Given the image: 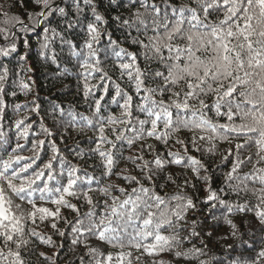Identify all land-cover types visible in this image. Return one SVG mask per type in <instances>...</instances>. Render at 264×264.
<instances>
[{
	"label": "snow or ice",
	"instance_id": "snow-or-ice-1",
	"mask_svg": "<svg viewBox=\"0 0 264 264\" xmlns=\"http://www.w3.org/2000/svg\"><path fill=\"white\" fill-rule=\"evenodd\" d=\"M75 3L76 0H73ZM85 4L92 5L93 0H84ZM196 7L187 4L172 7L173 19L169 22L167 12L161 16V10L152 5L151 13V30L152 35H147L149 25L145 19V14L148 13V5L141 0L140 6L144 8V13L137 11L134 14V19H124L121 16H116L113 19L119 21L122 26L132 27L137 25V31L142 27L144 34L147 38V43L139 37H133L131 42L138 45L145 50L144 59L149 61L153 58L159 60L164 65L165 71L141 69L136 63L137 56L129 52L126 48L120 46L118 40H114L106 29H102L101 25L105 22L104 17L97 12L93 6L92 12L94 19L89 21L86 25L82 21L67 22V29H75L76 24L80 23L84 28L86 37L83 45L75 44L72 39H65L61 36L63 44L68 46L70 54L77 58L82 74L86 73L84 83V95L88 97L92 95V89L99 87L106 94L109 93V88L103 83L104 81H111V77L104 69L103 62L97 58L100 49L97 47L101 43L104 35L108 36V45L104 49L105 52L111 49L112 54L117 58L126 57V60L121 59L118 64L120 76H127L129 82L133 83L135 90L139 93L143 91L147 93L143 97V104H136L135 106L146 114L148 119L138 120L139 128H132L133 135H127V127L124 129L111 128L110 130L115 135L114 140H109L105 135V126L130 125L132 123V107L133 98L125 93L118 83L112 81L114 88V95L111 97V102L116 103L121 109L120 115L101 116V100L103 96L94 100L93 116L100 117L95 123L92 117L84 116L68 111V116L71 119L67 122L66 131L69 128H77L83 132L86 128H95L98 131L101 144L107 143L109 148H102L97 144L95 148L89 149L92 154H98L101 158V176L111 177L116 175L124 180L138 184V188L132 189V195H127L125 199L119 200L114 196L113 190H118L121 194H125V189L119 185L105 184L102 180L94 175L84 171L83 177L79 175L81 169L74 164L67 162L63 157L59 156V148L55 143L51 144L52 156L47 163L43 165L39 171L32 170L29 175V169L32 167L31 163L25 164L19 168V171L13 167L14 162H19L24 157L18 155V151L22 150L23 146L17 144L12 148L8 158L0 161V240L3 241L5 247H9L8 256L13 257L11 264H24L21 257L20 249L26 247L30 243L40 241L42 244H53L51 237L45 238L44 234L38 232L35 228L29 230L25 238V229L21 227L22 221L30 220L36 224L37 219L40 222L48 221L54 234L64 236L65 233L61 231L56 223L61 219V209L67 208L72 212L79 213L77 206L68 199L69 197L75 199H83L88 205H91L89 212L84 214V218L77 215L75 223L72 225L71 231L75 234L72 240L73 244L83 243L87 247L89 238H93L98 242H106L113 247L120 249L129 248L140 251L143 249V254L154 255L163 252L172 247V242L179 243V233L165 236L161 234L162 226L166 225L170 229H176L179 222L185 218V215L191 210L196 208V203L191 197L182 194H174L166 202L164 197H161L157 192L150 187H145L140 180L135 176L127 174L124 170L116 172L115 169L120 163L123 154L114 151L117 149V143L126 141L131 147L138 141L147 138H154L161 140L167 144L168 140L175 133H178L182 128L195 130L199 129L205 131L210 129L212 132H220V138L229 140V134H235L237 140H243V143H235L232 148L228 150V155L224 157L229 159L233 153L235 154V161L232 163L231 170L225 174V180L228 182L238 180L239 184L232 185L233 191L247 190L248 175L243 177L239 175L241 166L245 163L240 157L244 150L250 147V142L254 141L264 151V0H194ZM37 5H41L45 11L37 13V16H45L47 14L59 13L60 16H67L65 8L52 7L51 0H36ZM112 4L116 8L123 6V0H112ZM21 0H13V6L20 7ZM136 5L134 4L133 7ZM0 5V9H3ZM27 7V3H24ZM79 10V4H76ZM223 12V19L218 22L208 23V17L214 13ZM6 19L5 24L16 23L21 25V29L27 32L29 29L23 26V21L18 16H9L6 11L0 12ZM29 19H33L29 15ZM37 19L35 23H39ZM185 24L187 27H185ZM6 29L0 28V33L5 32ZM44 40L41 42V51L39 55L44 56L46 59L47 50L49 49V32L51 37L60 35L56 29H45ZM5 39H8L6 36ZM127 39V37H126ZM180 41L181 43H177ZM24 46L28 47V41H24ZM80 49V51H77ZM83 49H86V55ZM168 55L165 57L164 51ZM13 53H17L16 43L10 42L6 47H0V57H9ZM151 53V55H149ZM18 55V54H17ZM52 62H55L56 57H51ZM18 61H25V56L18 55ZM22 72H31L32 68L25 67L23 63H18ZM114 67L117 65L114 63ZM10 69L0 62V117L5 113V101L3 96L6 94L5 85L8 82ZM93 73L102 83L100 85H90L88 83V76ZM151 75L153 81L159 78L162 82L157 88H150L147 86V80ZM183 82L185 90L181 92L174 91L180 83ZM19 87L25 93L31 91L30 84L21 77L19 79ZM172 91V95L176 99L165 105L163 99H153V95L159 93L161 97L165 93ZM16 93L13 92L12 95ZM209 94H214L216 100L213 107L217 116L224 115L227 117L229 123L215 124L207 119L203 110L207 107L205 100L202 98ZM182 95V98H181ZM119 97L123 100L121 104L117 99ZM193 101L198 102V108L194 106ZM26 105L15 104L14 109L19 111ZM39 105H34L30 111L37 112ZM177 109L176 119H173V113L170 109ZM225 108V112L221 109ZM190 111L192 119L181 118L179 112ZM53 111H58L61 115L64 114V109L58 105H53ZM199 114V115H198ZM198 117V118H197ZM25 119H27L25 117ZM25 119L17 120L16 126L20 128L22 125V136L27 137L31 125H25ZM238 119L240 123H236ZM163 121L164 131H159V123ZM145 125H150L146 128ZM41 129L45 137H50V130L41 124ZM250 133H256L257 136L253 137ZM3 139V134L0 133V140ZM200 140L205 137L201 136ZM207 139L211 140L212 137ZM46 140H37L30 149L34 155L38 156V150L43 149ZM176 143L184 148L183 154L180 152L169 151L166 155L171 159L166 160L165 157L156 154L152 157L151 161L144 160L143 155L129 156L127 159L139 167L141 173L144 174V179L151 181L158 174L165 172L166 167L177 165L180 167L189 168L197 179L203 180L206 184L210 177L208 175L201 176L200 172L203 164L200 160L193 156L187 155L188 148L183 140L177 139ZM192 146L196 151H200V147L195 136L191 140ZM152 145L148 144L147 148L152 149ZM144 145H141L140 151L143 152ZM207 151L214 154L215 145L211 144ZM76 155L80 158H85L86 153L77 151ZM91 158V157H87ZM31 160V157L28 158ZM264 160V157H261ZM251 157H249V161ZM58 161L59 169L56 168L54 162ZM142 161V163H138ZM259 163V161H258ZM11 169V172H9ZM57 171L59 176H57ZM207 172V169H204ZM23 174V176H22ZM47 182H45V178ZM165 184H176L179 177L168 174L161 176ZM256 179L261 185H264V168L256 170ZM19 180V183L14 181ZM41 181L37 184L36 181ZM54 182V183H53ZM96 184L93 187V184ZM184 183L189 184V180L185 179ZM243 185V189H241ZM164 185H159L163 187ZM39 193L37 197L36 194ZM133 195L135 198L133 199ZM20 200L21 203L16 205L19 215L11 214V206L13 200L11 197ZM97 196L110 198L111 205L105 203V208L109 209L108 215L100 217L97 222L94 217L96 213L95 198ZM257 198L259 203L256 205V216L258 217L261 225H264V187L258 191ZM46 201L55 205L54 209L48 207L37 206L36 200ZM171 200L177 201L172 206ZM207 200L213 202L212 207L216 206V202L224 205L229 213L246 212L248 211L247 205L236 204L232 205L219 198L211 187L208 188ZM151 201V203H149ZM7 205V207H6ZM30 205V209L25 206ZM128 205H131L129 209ZM161 205H167L168 211L157 213L151 211L153 207L160 209ZM142 206V207H141ZM212 212V209H209ZM109 217H117L123 221V232L114 227H111V220ZM213 219H217L214 215ZM88 220L86 226L84 220ZM134 219H141L143 227L138 229L135 235L128 236L125 243V236H127V225ZM225 222L235 229L236 225L231 219L224 217ZM67 223V221H65ZM192 229L191 235L197 236L200 233L196 230L198 225L196 220H192L189 225ZM209 236L212 233H208ZM233 235L235 233L233 232ZM152 237L153 241L149 244H142V239ZM139 238V239H138ZM14 244L16 251H12L10 245ZM190 253L195 256L197 253L203 254L200 249H191ZM89 255H97V249L88 248ZM102 255V254H100ZM177 257L188 256L189 252H176ZM4 257V252L0 250V258ZM259 260H264V249L257 253ZM39 264H56V261L45 252H39ZM138 261L140 257H135ZM113 257L108 254L104 259H97L95 264H112ZM83 264V259H81ZM116 264H133V253L131 251H121L116 257ZM159 264H165L163 260ZM252 264H258L253 261Z\"/></svg>",
	"mask_w": 264,
	"mask_h": 264
},
{
	"label": "trees",
	"instance_id": "trees-1",
	"mask_svg": "<svg viewBox=\"0 0 264 264\" xmlns=\"http://www.w3.org/2000/svg\"><path fill=\"white\" fill-rule=\"evenodd\" d=\"M27 3V7H24V3ZM144 3L148 5V13L145 14V19L149 25L147 35H152L151 30V13L152 5H155L161 10V16L167 12L169 16V22L173 19L172 17V7H178L182 4H187L192 7H196L194 0H143ZM52 7H63L68 13L67 16H60L59 13L47 14L45 16H37L36 14L45 11L41 5L36 4V0H21L20 7L13 6L9 8V5L13 4V0H0V5H3V9L9 13V16H18L21 21H23V26L28 28L27 32L21 29L20 24L14 22L5 24L6 19L2 14H0V28L6 29L5 32L0 33V47H6L10 42H15L17 45V53H13L9 57H0V62H3L5 66L10 69L8 82L5 85L6 94L3 96L5 101V113L0 117V133L3 134V139L0 140V161L7 159L8 154L11 153L12 148H15L17 144L23 146L22 150L18 151V155L24 157L25 159L14 162L13 167L19 171L20 167H23L27 163H31L32 167L29 169V175L32 174V170L35 169L39 171L43 168V165L48 162L50 157L53 155L51 152V144L55 143L59 148L58 155L63 157L67 162L77 165L81 171L78 173L83 177L84 171L91 175H94L98 179L102 180L105 184L106 181H115L117 185L125 189V194H121L118 190H113V195L118 197L119 200H123L127 195H132V189L138 188L139 185L132 183L128 180H124L116 175L109 177L101 176V158L98 154H92L89 149L95 148L97 144H100L102 148H109L110 145L107 143L101 144L98 131L95 128H86L83 132H80L77 128H69L66 131L67 122L71 119L68 116V111L79 115L92 117L94 123L100 119V117L93 116L94 112V100L103 96L101 100L102 110L101 116L109 115H120L121 109L116 103L111 102V97L114 95V88L112 87V81L118 83L122 90L133 98L132 107V123L130 125H114L105 126V135L109 140H114L115 135L110 130L111 128L124 129L127 127V135H133L132 128H139L138 120L148 119L145 113L140 112V110L135 106L136 104H143V97L147 95L143 91L137 92L133 83L129 82L128 77L120 76V70L118 64L121 59L126 60V57L117 58L115 57L111 49L109 48L107 52L104 49L108 45V36L104 35L101 43L97 45L100 49L98 57L102 62L104 69L108 72L111 77V81H104L103 83L109 88V93L106 94L101 88L96 87L92 89V95L85 97L84 95V83L86 73L82 74L77 58L72 56L68 50V46L63 44L61 36L65 39H72L75 44L83 45V41L86 37L84 28L80 23L76 24L75 29H67V22L69 20L76 22L82 21L86 25L89 21L94 19L92 7L97 9V12L104 17L105 22L101 25L102 29H106L107 33L111 34L112 39L118 40L120 46L126 48L129 52L136 54V63L143 69L150 70H160L165 71L164 65L159 62L158 59L153 58L149 61H145L144 53L145 50L140 48L138 45L132 44L131 40L133 37H139L147 43L146 35L144 34V29L141 27L140 31H137V25L132 27L122 26L119 21H115L113 18L116 16H121L124 19H134V14L137 11L144 13V8L140 6L141 0H123V6L116 8L112 4V0H93L92 5L84 3V0H51ZM79 4V10L76 4ZM136 5L133 7V5ZM29 15H32L33 19H29ZM40 22L35 23L36 20ZM223 19V12L214 13L212 16L208 17V23L218 22ZM185 27L187 25L185 24ZM45 29H56L57 35L51 37L49 32V49L47 50L46 59L44 56L39 55L41 48V42L44 40ZM8 39H5V37ZM127 37V39H126ZM28 41V47L24 46V41ZM177 43H181L177 41ZM80 51V49H77ZM86 55V49H83ZM25 56V61H18V55ZM55 55L56 60L52 62L51 57ZM151 55V53H149ZM165 57L168 55L167 51H164ZM18 63H23L25 67L32 68L31 72H22L18 66ZM117 67H114L113 64ZM23 77L31 86V91L25 93L21 91L19 87V79ZM97 74L93 73L92 76H88V83L90 85H100L102 82L96 78ZM162 81L157 78L153 81L151 75L147 80V86L150 88H157ZM174 91L181 92L185 90V85L183 82L177 86ZM165 93L163 97L159 93L153 95V99L160 100L163 99L165 105L169 104L170 101L176 99L172 95V91ZM15 92V95L12 93ZM182 98V95H181ZM205 100L207 107L203 110L204 116L211 122L219 125L229 123L227 117L224 115L217 116L213 104L216 100L214 94H209L202 97ZM119 102L122 104L123 100L117 97ZM26 105L21 110L17 111L14 109L15 104ZM194 106L198 108V102H192ZM34 105H39L37 112H32L30 109ZM53 105H58L64 109V114L61 115L58 111H53ZM173 113V119H176L177 109H170ZM226 109L222 108L221 112H225ZM181 118L192 119L191 112H185L181 110L179 112ZM199 115V114H198ZM25 117L27 119H25ZM198 118V117H197ZM25 119V125L30 124L28 136L24 137L21 135L23 132L22 125L17 128L16 121ZM236 123H240L238 119L235 120ZM159 123V131L162 133L163 121ZM41 124L47 127L50 132V137H45ZM146 128H150V125H145ZM223 130H220L222 132ZM220 132H212L210 129L201 131L199 129L189 130L181 129L178 133H175L165 144L161 140H156L154 138H147L145 140L138 141L134 146H129L126 141H120L117 143L118 151L123 154L120 159L118 167L115 169L116 172L124 170L127 174L135 176L145 187L153 188L158 195L164 197L166 202L174 194H182L187 197H191L195 203L196 208L191 210L185 215V218L179 222V226L176 229H170L166 225L162 226L161 234L165 236L173 235L176 232L179 233V243L172 242V247L163 252H159L154 255L143 254V249L140 251L135 249L124 248L120 249L118 247H113L111 244L106 242H98L93 238H89L87 241V247L83 243L73 244L72 240L74 233L71 231L72 225L77 219V215L80 218H84V214L89 212L91 205H88L83 199H75L69 197L68 199L71 203L75 204L79 209V213L72 212L70 209H61V219L56 221L59 229L65 233L64 236L54 234V230L50 228L48 221L40 222L37 219L36 224H33L30 220L24 222L22 221L21 227L25 229V238L28 239L27 233L29 230L35 228L38 232L44 234L45 238L51 237L53 244H42L40 241L35 243H30L26 247L20 249L21 257L24 264H39V252L43 251L46 255L51 256L56 264H81V259H83V264H95L97 259H104L108 254L113 257L112 264H116V257L121 252L131 251L133 253V264H159L161 260L165 264H200V261H205L206 264H252L253 261H257L258 264H264V260H259L257 253L264 249V225H261L258 217L256 216V205L259 203L257 194L261 187L258 180L256 179V170L264 168V151L260 150V147L254 143L250 142V147L246 148L241 155V159L245 163L241 166L239 175L243 177L245 174L248 175L247 190L233 191L230 184H239L240 181L234 180L228 182L225 180V174L231 170L232 163L235 161V154L229 158L225 159L228 155V150L232 148L235 143H243V140H237L235 134H229V140H224L220 138ZM249 135L256 137V133H250ZM197 138L200 151H196L191 144L192 137ZM204 136V140L199 138ZM212 137L211 140L207 139ZM180 139L185 142L188 148L187 155L193 156L200 160L203 164L200 175H208L210 177L208 183L206 184L203 180L197 179L194 173L186 167H180L177 165H171L166 167L165 172L158 174L153 180L148 181L144 179V174L141 173L137 165L131 163L127 157L143 155L144 160L151 161L152 157L159 154L165 157L166 160L171 159L170 156L166 154L171 152H180L183 154L184 148L176 143V140ZM37 140H46L43 149L38 150V156L34 155L33 151L30 149L32 145ZM151 144L152 149L147 148V145ZM211 144L215 145L214 154H210L207 149ZM141 145H144L143 152L140 151ZM77 151H82L86 153L85 158H80L76 155ZM31 157V160L28 158ZM87 157H91L90 159ZM249 157L251 160L249 161ZM259 161V163H258ZM56 168L59 169L58 161L54 162ZM142 163V161H138ZM204 169L208 171L205 172ZM11 172V169H9ZM173 174L179 179L176 184H165L164 179L161 178L163 175ZM23 176V174H22ZM57 176L59 172L57 171ZM47 182L46 177L42 178ZM185 179L189 180V184H185ZM19 183L20 181H14ZM37 184H41V181H36ZM54 183V182H53ZM159 185H164L159 187ZM96 184H93L95 187ZM216 192L220 199L228 202L229 204H243L247 205L248 211L246 212H228L224 205H220L216 202V206L213 208V202L207 200L208 188ZM243 189V185H241ZM39 196V193L36 194ZM13 204L11 206V214L19 215V211L16 208L17 204L21 201L16 199L14 196L11 197ZM135 196L133 195V199ZM95 213L94 219L99 221L100 217L108 215L109 209L105 208V203L111 205L112 200L110 198H105L97 196L95 198ZM37 206L48 207L54 209L56 206L48 203L46 201L36 200ZM151 203V201H149ZM177 203L175 200H171V205L174 206ZM7 207V205H6ZM30 209V205L25 206ZM129 209L131 205L126 206ZM142 207V206H141ZM212 212H209V209ZM264 208V205H261ZM151 211L157 213L159 217V212L168 211L167 205H161L160 209L153 207ZM213 215L217 219H213ZM224 217L231 219L236 225V228H231L228 225ZM111 220V227L117 228L121 235L123 232V221L117 217H109ZM192 220L197 221V231L200 233L197 236H192V229L187 225L190 224ZM67 221V223H65ZM85 225H88V220H84ZM143 227V222L141 219H134L127 225V236H125V243L127 242L128 236L135 235L138 229ZM211 232L212 235L209 236L208 233ZM233 232L235 235H233ZM139 239V238H138ZM203 240V242H201ZM142 244H149L154 242L152 237L147 239H142L140 241ZM207 245V247L205 246ZM215 245V247H213ZM12 251H16L14 244L10 245ZM88 248L97 249V255H89ZM200 249L203 254L197 253L193 256L189 250ZM0 250L4 252V257L0 258V264H11L13 257H9L8 251L9 247H5L3 241L0 240ZM189 252L188 256L177 257L176 252ZM102 254V255H100ZM135 257H140L137 261ZM199 258V259H197Z\"/></svg>",
	"mask_w": 264,
	"mask_h": 264
},
{
	"label": "clouds",
	"instance_id": "clouds-1",
	"mask_svg": "<svg viewBox=\"0 0 264 264\" xmlns=\"http://www.w3.org/2000/svg\"><path fill=\"white\" fill-rule=\"evenodd\" d=\"M0 10H2V9H0ZM106 183L113 184L114 186L117 185V183L115 181H106ZM209 233H211V232H209ZM201 242H203V240ZM205 246L207 247V245H205ZM213 247H215V245H213ZM197 259H199V258H197ZM200 264H206V262L205 261H200Z\"/></svg>",
	"mask_w": 264,
	"mask_h": 264
}]
</instances>
